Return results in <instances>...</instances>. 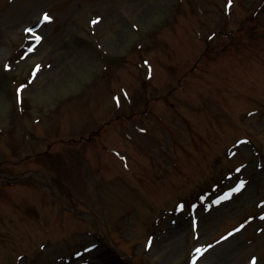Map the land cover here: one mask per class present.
<instances>
[{"label": "rangeland", "instance_id": "1", "mask_svg": "<svg viewBox=\"0 0 264 264\" xmlns=\"http://www.w3.org/2000/svg\"><path fill=\"white\" fill-rule=\"evenodd\" d=\"M1 47L0 264H264V0H0Z\"/></svg>", "mask_w": 264, "mask_h": 264}, {"label": "snow or ice", "instance_id": "2", "mask_svg": "<svg viewBox=\"0 0 264 264\" xmlns=\"http://www.w3.org/2000/svg\"><path fill=\"white\" fill-rule=\"evenodd\" d=\"M228 3H229V6H231V4H232V0H228ZM43 19L45 20V21H50L51 19H52V17L47 13V12H45L44 14H43ZM101 19V17H97L95 20H92V24L93 25H95L96 23H98L99 22V20ZM27 31L28 32H32L33 31V29L32 28H28L27 29ZM42 39V37L41 36H36V40L37 41H40ZM11 66L9 65V68H10ZM40 67H41V65H37L36 66V71H39V69H40ZM25 87H27V85H21V87H20V89H18V91L19 92H22L23 91V89L25 88ZM126 94V93H125ZM117 101H119V98H117ZM246 183V181H241V186L240 187H243V185ZM240 190V188H237L236 189V191H239ZM225 198H228V197H225ZM183 207H184V205L183 204H180L179 205V208L180 209H183ZM261 231H264V229H261ZM233 235V233H229L228 234V236H232ZM223 239H228V237H223ZM149 246H151V241H149ZM211 247V246H210ZM203 251H206V249H204ZM197 252H202V250L201 249H197ZM257 260H258V258H256V257H253V259H252V264H257Z\"/></svg>", "mask_w": 264, "mask_h": 264}, {"label": "bare ground", "instance_id": "3", "mask_svg": "<svg viewBox=\"0 0 264 264\" xmlns=\"http://www.w3.org/2000/svg\"><path fill=\"white\" fill-rule=\"evenodd\" d=\"M0 54L2 55V58H4L6 56V54H7V50L4 49V47H1L0 48Z\"/></svg>", "mask_w": 264, "mask_h": 264}]
</instances>
